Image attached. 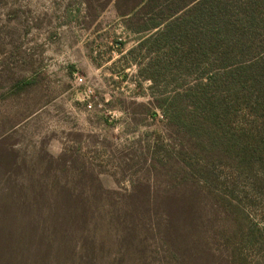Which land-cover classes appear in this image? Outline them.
Returning <instances> with one entry per match:
<instances>
[{
  "label": "rangeland",
  "instance_id": "374dc122",
  "mask_svg": "<svg viewBox=\"0 0 264 264\" xmlns=\"http://www.w3.org/2000/svg\"><path fill=\"white\" fill-rule=\"evenodd\" d=\"M234 2L231 22L250 43L246 53L231 40L228 69H248L264 55V5L248 25L243 0ZM114 4L0 0V263L48 254V264H167L156 222L165 208H193L199 264H229L227 230L238 209L264 227L260 87L245 74L213 81L225 72L214 51L181 60L190 24L146 41L159 29L146 30L151 5L124 19ZM206 97L227 105L212 133L241 134L254 155L219 156L191 138L183 116ZM232 193L242 206L221 199ZM244 254L245 264H264L251 245Z\"/></svg>",
  "mask_w": 264,
  "mask_h": 264
},
{
  "label": "trees",
  "instance_id": "16d2710c",
  "mask_svg": "<svg viewBox=\"0 0 264 264\" xmlns=\"http://www.w3.org/2000/svg\"><path fill=\"white\" fill-rule=\"evenodd\" d=\"M126 1L129 0H116V5L119 2ZM146 2L151 5V10L148 13L155 21L154 25L146 30L150 31L159 28L155 33L146 38V41L147 39L159 40L162 36L171 38L170 33L167 31L168 28H173L172 30H174L177 27H184L183 24H190L194 31L193 34L186 39L189 41V38L192 36V41L187 42L190 46L186 51L181 50L183 55L179 56L181 60L195 53H197L199 57L206 56L214 51L216 57L215 61L219 64V68L225 69V72L217 73L215 77L211 79L216 82L218 81V77L222 76L221 80L226 82L230 81V79L232 81H238L244 74L250 76L248 78H251L254 84L260 87V102L264 106V55L253 61L248 69L247 67L228 69L232 62L231 49H228L231 40L240 43L246 53L248 49L246 46L250 43L244 41L245 36L244 38L241 36L243 34L237 29V22L234 21L233 24L231 22L236 13H234L229 6H231L230 4L232 3L235 4L234 0L232 3L226 2L225 0H146ZM263 5L264 0H243V3L239 7L246 14L248 25L257 21L258 9ZM173 6L175 7L173 8ZM166 9H170L169 14L162 16L161 14ZM165 21H167L165 23L167 27L162 30L161 26ZM248 54H250V52ZM27 83L28 82H25V84ZM233 88H236V86ZM175 102L177 101L175 100L170 103ZM193 105L195 109L192 113L183 116V119L187 121V129L193 140L202 144H209L210 148L213 147V150L217 152L216 155L219 156H223L224 152L227 150H231L228 155L230 158L234 159L238 157L239 159L247 160L249 154L254 155L257 148L250 147V144L244 141V138L240 137L241 134H234L231 132L229 136L227 135L224 137L223 134L215 136L212 133L211 127L219 124V118H222L221 115H227L228 111L225 100L215 101L206 97L198 101L194 100ZM159 106L164 110L167 109L166 105L163 103L159 104ZM180 113L181 112H179V114ZM254 185L253 183L252 186ZM221 197L231 208L242 206V198H238L234 193L231 195H222ZM134 208L135 207L131 204H128L124 211L125 213H132ZM238 210L240 219L234 218L233 221H231L232 225L229 227L230 231L227 230V241L230 251L229 264L246 263L247 259L244 254L245 244L251 245L253 249L260 252L262 254L261 259L264 261V227H259L257 224L251 222V220L245 217L246 214L242 209ZM163 213L165 218L156 222V229L159 241L166 247V251L171 254L169 260L172 261L167 264H199L202 251L200 248H196V244L201 245V234L199 235L198 224L194 222L196 211L193 208H189L185 211L176 213L165 208ZM123 235L127 237L128 229H125ZM146 236L147 235L139 236L137 238L138 245L141 242L140 239L145 241ZM191 238L194 239V242H192L193 240ZM127 240H129V236ZM129 244L130 246L133 245L132 242H129ZM145 249L148 250V247ZM123 250H126V247ZM121 252L123 253L121 255H124L122 250H120V253ZM47 256L48 254L43 256L27 255L24 259L14 264H37V260L39 264H48L49 260ZM123 260V257L118 258V264ZM56 262L58 264L59 261L57 260ZM204 262L206 261L202 263ZM6 264L10 263L7 262ZM257 264L260 263L258 262Z\"/></svg>",
  "mask_w": 264,
  "mask_h": 264
},
{
  "label": "crops",
  "instance_id": "0c3cea01",
  "mask_svg": "<svg viewBox=\"0 0 264 264\" xmlns=\"http://www.w3.org/2000/svg\"><path fill=\"white\" fill-rule=\"evenodd\" d=\"M113 1L115 3L114 5L116 6V8H117V5H118V8L116 9L118 15L120 17H123L124 19H126V18L128 19V18L133 17L134 15H136L137 13L140 12L139 11V7H142V5L143 6H148V4H149L148 2H146V0H129V1H126V2H119L117 5H116V0H113ZM133 1H136V2L133 3V4L136 3L134 6L128 7L125 10H120L119 9L121 4H126L127 2H128L127 4H131ZM119 11H120V13H119ZM147 31H149V30H147Z\"/></svg>",
  "mask_w": 264,
  "mask_h": 264
}]
</instances>
